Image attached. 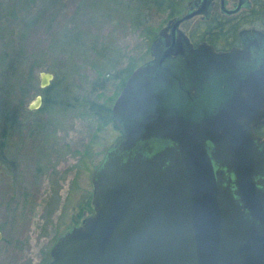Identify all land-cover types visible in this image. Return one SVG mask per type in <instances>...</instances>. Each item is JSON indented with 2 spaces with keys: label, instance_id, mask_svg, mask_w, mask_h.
<instances>
[{
  "label": "water",
  "instance_id": "water-1",
  "mask_svg": "<svg viewBox=\"0 0 264 264\" xmlns=\"http://www.w3.org/2000/svg\"><path fill=\"white\" fill-rule=\"evenodd\" d=\"M208 10L160 30L124 81L110 107L121 139L89 174L92 212L46 264H264V140L251 130L264 92L240 99L243 78L264 79L249 76L264 73V34L239 33L249 40L228 53L193 50L177 27ZM51 80L40 72L39 89Z\"/></svg>",
  "mask_w": 264,
  "mask_h": 264
},
{
  "label": "rangeland",
  "instance_id": "rangeland-1",
  "mask_svg": "<svg viewBox=\"0 0 264 264\" xmlns=\"http://www.w3.org/2000/svg\"><path fill=\"white\" fill-rule=\"evenodd\" d=\"M98 3L0 0V59L3 52L17 59L3 91L12 105L20 88L27 91L14 129L0 139V264H46L57 239L91 214L89 174L117 135L109 127L98 133L77 103L88 98L111 107L120 91L114 73L149 60L152 36L169 20L152 12L134 27ZM72 33L77 43L64 39ZM40 72L52 75L49 85L68 89L75 103L28 109L42 98Z\"/></svg>",
  "mask_w": 264,
  "mask_h": 264
},
{
  "label": "flooded vegetation",
  "instance_id": "flooded-vegetation-1",
  "mask_svg": "<svg viewBox=\"0 0 264 264\" xmlns=\"http://www.w3.org/2000/svg\"><path fill=\"white\" fill-rule=\"evenodd\" d=\"M206 1H208L209 5V12L206 17L203 15L193 16L189 20L181 22L177 27V30L184 36L186 42L193 50L205 45L215 54L228 53L234 49L241 50V42L249 40L243 36L239 37V33L249 32L248 34L251 35V32H258L264 34V0H185L180 14L169 18L165 26L160 30L164 29L173 20L182 17L188 11L189 7L195 10L197 6L200 8ZM192 20H195L191 26L192 28L184 31L182 26L189 24ZM157 34L153 36V39L157 37ZM166 34H168V32H166ZM174 50L176 52L179 51L177 43ZM256 74L264 75V73H258L256 70L249 71V76L253 77ZM244 75L246 76L247 74ZM248 80L249 79L245 77L240 82V99L245 105L246 100H254V90L260 89L261 92H264L263 78L255 77L254 80L249 82ZM222 86L223 85H218L217 87ZM261 98L264 99V96ZM257 107H264V102H258L255 108ZM243 115L246 117L247 112H243ZM251 130L252 135L260 142H263L264 123L252 126Z\"/></svg>",
  "mask_w": 264,
  "mask_h": 264
},
{
  "label": "trees",
  "instance_id": "trees-1",
  "mask_svg": "<svg viewBox=\"0 0 264 264\" xmlns=\"http://www.w3.org/2000/svg\"><path fill=\"white\" fill-rule=\"evenodd\" d=\"M99 5L111 7L116 11L124 14L129 19L134 27H139L144 24L143 18H148L150 13H164L167 18H172L180 14L185 0H99ZM154 36V35H153ZM152 36V37H153ZM65 40L71 39L70 42L78 41V34H70L64 37ZM2 53L0 59V139H5L9 131L14 129L15 121L18 118V112L23 105V96L26 95V90L20 88L19 99L15 105L10 102V94L8 91H3L9 87V81L14 75L17 66V59L12 55ZM8 56V57H7ZM135 68L129 64L125 68L116 71L114 78L119 79V89L122 88L124 81ZM33 80L32 71L28 74V82ZM42 98V108H53L72 106L75 99L70 95L69 90L49 85L45 89L40 90ZM21 96V97H20ZM80 107L96 121V131L99 133L102 129L108 128L116 132L117 140L121 138L119 132L113 124L110 106L98 103L88 98H82L78 103ZM96 137V135H95ZM87 204V203H86ZM88 205V204H87Z\"/></svg>",
  "mask_w": 264,
  "mask_h": 264
}]
</instances>
